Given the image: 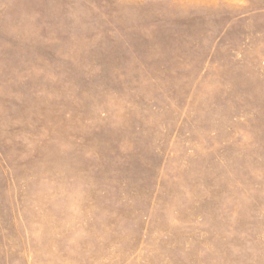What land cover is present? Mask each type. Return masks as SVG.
Segmentation results:
<instances>
[{"label":"rangeland","instance_id":"1","mask_svg":"<svg viewBox=\"0 0 264 264\" xmlns=\"http://www.w3.org/2000/svg\"><path fill=\"white\" fill-rule=\"evenodd\" d=\"M0 264H264V0H0Z\"/></svg>","mask_w":264,"mask_h":264}]
</instances>
